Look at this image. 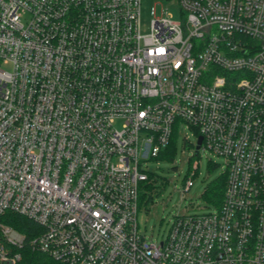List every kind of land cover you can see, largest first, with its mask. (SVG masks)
I'll use <instances>...</instances> for the list:
<instances>
[{"label":"built area","instance_id":"built-area-1","mask_svg":"<svg viewBox=\"0 0 264 264\" xmlns=\"http://www.w3.org/2000/svg\"><path fill=\"white\" fill-rule=\"evenodd\" d=\"M144 1L0 0V264H264V0H175L142 34ZM184 127L225 157L223 202L150 243L143 164Z\"/></svg>","mask_w":264,"mask_h":264},{"label":"rangeland","instance_id":"rangeland-1","mask_svg":"<svg viewBox=\"0 0 264 264\" xmlns=\"http://www.w3.org/2000/svg\"><path fill=\"white\" fill-rule=\"evenodd\" d=\"M153 8L160 17L172 15L175 20L184 17L175 0L161 3L145 0L140 19L142 34L150 32ZM0 69L11 71L12 64L0 62ZM173 141L170 157L150 159L143 164L146 171L154 173L160 185L153 201L141 204L137 216L141 235L154 244L166 240L178 217L217 213L219 207L208 201L206 194L216 179L227 171L225 157L204 146L197 150V130L181 128ZM189 181L192 186L186 190Z\"/></svg>","mask_w":264,"mask_h":264},{"label":"trees","instance_id":"trees-1","mask_svg":"<svg viewBox=\"0 0 264 264\" xmlns=\"http://www.w3.org/2000/svg\"><path fill=\"white\" fill-rule=\"evenodd\" d=\"M174 138V137H173ZM160 154L159 157L166 156L170 157L172 154V143ZM226 182H227V173L225 172L221 175L216 181L211 185V188L206 194V199L212 203H215L219 208L223 202V197L226 189ZM144 190L142 192L141 200L143 203L149 204L153 201L154 194H157L160 190V185L158 180L156 179L154 173H149L148 181L144 183ZM3 222L7 223L8 225L13 226L17 229L20 233L26 235L27 241L30 240V232L36 231L39 227L32 221L22 217L20 215L14 213H8L3 218ZM19 264H63L57 262L48 256L34 251L31 247L27 244L25 248L21 251V260Z\"/></svg>","mask_w":264,"mask_h":264},{"label":"water","instance_id":"water-1","mask_svg":"<svg viewBox=\"0 0 264 264\" xmlns=\"http://www.w3.org/2000/svg\"><path fill=\"white\" fill-rule=\"evenodd\" d=\"M202 140H203V138L202 137H199L198 138V141H197V150H199L200 149V147H201V144H202Z\"/></svg>","mask_w":264,"mask_h":264}]
</instances>
